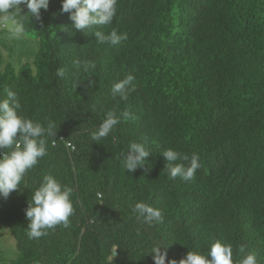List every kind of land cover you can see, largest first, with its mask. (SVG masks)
I'll use <instances>...</instances> for the list:
<instances>
[{
    "label": "trees",
    "instance_id": "16d2710c",
    "mask_svg": "<svg viewBox=\"0 0 264 264\" xmlns=\"http://www.w3.org/2000/svg\"><path fill=\"white\" fill-rule=\"evenodd\" d=\"M60 8L49 0L39 22L22 18L38 40L33 68L0 53V92L15 91L28 118L56 124L47 155L24 177L21 207L0 205L18 251L11 264H153L154 244L179 261L215 241L233 246L236 264L241 244L264 264V0H118L111 25L85 32ZM113 28L127 39L95 41L94 31ZM87 61L96 67L85 72ZM129 74L128 100L113 97ZM113 110L131 117L92 141ZM133 141L151 155L129 173L122 153ZM169 148L199 156L194 179L169 178ZM47 174L73 189L74 214L67 228L29 239L25 210ZM140 201L163 221L138 223Z\"/></svg>",
    "mask_w": 264,
    "mask_h": 264
},
{
    "label": "clouds",
    "instance_id": "9594fccd",
    "mask_svg": "<svg viewBox=\"0 0 264 264\" xmlns=\"http://www.w3.org/2000/svg\"><path fill=\"white\" fill-rule=\"evenodd\" d=\"M117 5L118 0H61L60 11L69 14L75 31L85 32L94 26L111 25L117 13ZM21 6L27 9V14L21 15ZM48 6L49 0H0V21L11 22V35L19 39L26 31L22 18L32 17L39 22L41 10L47 11ZM93 33L98 44L109 43L115 46L127 39V33H118L115 28L107 34L104 31ZM95 67L94 62L87 61L83 70L88 72ZM64 73L63 68L56 70L59 77H63ZM133 80L134 76L129 74L114 83L111 88L112 96H119L120 100L127 101L130 92L135 89ZM130 117L128 110L108 112L100 125L90 133V139L100 141L108 137L118 124ZM55 129L56 124L52 121H48L45 126L24 115L15 91L5 88L0 92V198L6 199L11 192L17 190L27 172L47 155L48 138L56 135ZM150 155L144 143L130 142L128 150L122 153L125 171L131 173L143 167L145 158ZM162 156L166 160L164 171L170 179L179 176L190 181L201 167L196 153L189 156L169 148ZM72 193V188L63 185L51 174L43 176L39 186L32 192L31 201L25 210L29 239L47 236L48 230L57 225L65 228L69 226V218L74 214ZM132 212L138 223L152 225L163 221L161 210L143 201L135 203ZM238 252L242 254L239 264H257L256 254L247 251V245L241 244ZM149 253L152 254L153 264H166V261L167 264H236L233 259V246L220 241L213 242L206 255L187 251L179 261L168 259L167 247L158 243L153 245Z\"/></svg>",
    "mask_w": 264,
    "mask_h": 264
},
{
    "label": "rangeland",
    "instance_id": "374dc122",
    "mask_svg": "<svg viewBox=\"0 0 264 264\" xmlns=\"http://www.w3.org/2000/svg\"><path fill=\"white\" fill-rule=\"evenodd\" d=\"M5 24V28H0V32H5L4 35L7 34L8 31H12L11 22H3L0 21L1 24ZM29 39L28 46L24 49V52H20L18 57L15 59L14 55H11L12 59L6 58V61L15 66L18 69L22 64L29 63L33 68L34 63V54L38 49V40L33 36L25 35ZM20 46L21 44L18 43ZM19 47V46H17ZM2 70V69H1ZM25 186V179H23L17 188V190L11 192L9 196L5 198H0V205L10 207L13 209H17L21 207L22 204V196L21 193ZM18 257V251L16 249L15 240L12 238L8 229L5 226L0 225V264H11L13 260Z\"/></svg>",
    "mask_w": 264,
    "mask_h": 264
},
{
    "label": "crops",
    "instance_id": "0c3cea01",
    "mask_svg": "<svg viewBox=\"0 0 264 264\" xmlns=\"http://www.w3.org/2000/svg\"><path fill=\"white\" fill-rule=\"evenodd\" d=\"M4 33L5 32L3 31L0 32V53L5 63H9L6 61V58L4 59V57L12 59L11 55H14L16 59L20 52H24V49L28 46L30 41L26 36H24V34L21 38L15 39L12 37L10 31H8L6 35H4ZM18 43H20L21 46Z\"/></svg>",
    "mask_w": 264,
    "mask_h": 264
},
{
    "label": "built area",
    "instance_id": "2783aa9c",
    "mask_svg": "<svg viewBox=\"0 0 264 264\" xmlns=\"http://www.w3.org/2000/svg\"><path fill=\"white\" fill-rule=\"evenodd\" d=\"M0 28H5V24H1L0 25Z\"/></svg>",
    "mask_w": 264,
    "mask_h": 264
}]
</instances>
